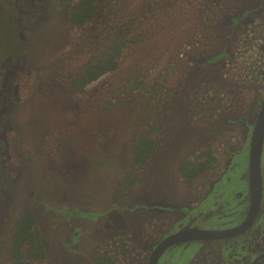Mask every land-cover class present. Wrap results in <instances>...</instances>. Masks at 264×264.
<instances>
[{"label":"rangeland","instance_id":"374dc122","mask_svg":"<svg viewBox=\"0 0 264 264\" xmlns=\"http://www.w3.org/2000/svg\"><path fill=\"white\" fill-rule=\"evenodd\" d=\"M243 1V9L264 4ZM74 2L52 0L47 20L25 32L22 56L6 63L0 98L19 101L10 117V149L24 170L13 193L0 190V264L9 262L11 224L21 210L39 221L48 252L43 264H92L105 250L118 264H147L156 243L176 228L235 224L234 213L247 206L249 138L264 93L233 79L223 82L209 59L233 50L258 9L238 14L221 0H100L95 21L76 28L69 22ZM127 31L118 71L73 94V76L106 40ZM262 41L247 38L234 60L241 69L236 77L250 86L261 82L254 54ZM141 136L158 147L135 172L131 148ZM206 150L215 165L187 186L180 164ZM201 209H222L223 215ZM193 213L198 218L188 219ZM258 225L239 238L176 246L163 264L260 254L264 229Z\"/></svg>","mask_w":264,"mask_h":264},{"label":"trees","instance_id":"16d2710c","mask_svg":"<svg viewBox=\"0 0 264 264\" xmlns=\"http://www.w3.org/2000/svg\"><path fill=\"white\" fill-rule=\"evenodd\" d=\"M98 3L99 0H75L69 9L70 24L76 28L90 25L97 16ZM39 4L41 8L45 9L43 1ZM37 8L30 6L28 11L29 13H33L34 9L39 11V7ZM19 10L15 4L7 6V3H4L0 7V93L5 87V79L9 73L4 62L12 57H21L27 44L25 32L36 29L45 22L44 19L35 23V19L30 20L29 13H27L28 16H25ZM19 18L21 19L20 24L17 22ZM130 28L132 29V27ZM128 33L129 31L120 37L115 36L106 40L100 53L86 63L78 74L73 76L70 81V89L73 94L85 92L88 86L120 68V59L126 47L125 36ZM16 101L18 100L11 102L0 100V117L7 118L8 123L13 121L9 117L18 106ZM1 128L2 126H0ZM1 135H3L2 132H0V155L6 147V141ZM156 146V141L149 136H141L135 140L131 148V167L135 172L146 165ZM204 158L206 159L204 160ZM216 160L212 151H203L200 155L197 154L182 162L179 173L187 184H191L200 174L206 172ZM135 180L132 179L123 184L121 198L126 196L129 187L134 186ZM47 259L45 237L38 219L32 213L20 211L11 230L8 264H43ZM93 264H118V262L110 251H103L94 259Z\"/></svg>","mask_w":264,"mask_h":264},{"label":"flooded vegetation","instance_id":"af4514ba","mask_svg":"<svg viewBox=\"0 0 264 264\" xmlns=\"http://www.w3.org/2000/svg\"><path fill=\"white\" fill-rule=\"evenodd\" d=\"M42 1L44 3V8L46 10L43 9V7L42 8L40 7V4L39 3H41ZM221 1L230 2V3L232 2V5H233L232 6V9L234 10L233 12H236L238 14H244L245 11H247L246 10L247 8H249V11H253V12L258 9L259 12L257 10V15L258 16H254L252 14H250L248 16L249 18L246 19V23H244V24L247 25L248 23H250V25L248 26L249 28L247 27L246 30H245V32L241 35V37H239L238 43L234 46L233 50L231 52H227L226 51L227 53H224L223 52L224 50L221 49V51L218 52V55L216 54L215 56H213V58L209 59V61H211V62H213V61L214 62L215 61L217 62L218 60H220V63L214 64V62H213V63H210V64H212L210 66L213 69L214 68L216 69L215 70L217 72L216 75H219L218 72L221 70V74H222L221 80L223 82H224L225 78L226 79H231V80L233 79V80L238 81L240 84H243L246 87H253V88H256L257 87V88H260V89L263 90V93H264V16H263L264 15V9H263L264 8L263 7L264 4H262V2H257V3H254V5H252L251 7H245V9H243V6L246 4V2H244L243 0H221ZM225 2H224V8L227 6V4ZM4 3H7V6H10V5L15 4L17 6V8L20 9L19 11L20 12L22 11V13H24L23 15H25V16L27 15V13H29L28 8L30 6H35V8L39 7V11L36 10V9H34L33 10V13H29L30 20L35 19L34 20L35 23L36 22L39 23L41 20H44V19L47 20V15H43V14H46L47 13V9L49 7H51L52 0H6V2H4V0H0V7H1V4H4ZM257 4H259V6L256 7ZM227 10H229V9H227ZM97 11H98V8H97ZM219 12L222 13V11H219ZM210 14L211 13L209 12V15ZM215 14H216V17H217L216 19L219 20V21H222V18H220V16L217 13H215ZM206 16H207V14L205 15V17ZM223 16H224V21L222 23H225V25L226 24H229V22H227L228 21V17H226L225 14H223ZM233 18L234 17L232 16V19ZM22 20H23V18H22ZM20 21H21V19L19 18L18 21H17L18 24L21 23ZM242 25H243V23L240 24V26H242ZM238 31H239V29H238ZM234 33H235V31H234ZM251 36H253L254 39H259V40L263 39V41L256 46V47H258L260 49L259 51L261 53V56L260 57L257 56L258 63H259V68L257 69V72H255V74L258 77L261 78V82L259 84L252 82V86H250L251 84L249 85V83H245L244 80L240 76L239 77H236L239 74V72L241 71V69L240 68H237L238 67V61L239 60L237 59V61L234 62V60L236 59V57L239 55L240 49L245 47L244 43L247 42V38H249ZM222 56H224V58ZM221 59H222V62H221ZM7 61H9V60H6L4 62L6 66H7V64H6ZM120 65H121V59H120ZM113 73H115V72H113ZM8 76H9V73L6 76V79H5V87H4L3 91L0 93V96H1V94L4 93L5 89L7 88ZM217 78H218V76H217ZM0 100H5L6 102H11V101H15V100H18V99L17 98H10V99L0 98ZM263 101H264V96L262 97L259 110H258V112L256 114L255 123H254V125L252 126V129H251L250 138H249V142H250L249 143V146L250 147H251L253 130L255 128L256 121H257L258 115L260 113V110H261ZM16 102H17V105L18 106L11 113V116L14 113H16L17 109L20 106L19 105V101H16ZM14 104L16 105L15 102H14ZM0 121H1L0 126H2V128L0 129V132H2V134H3L1 136H3L4 140L6 141L5 150L3 152H1V155H0L1 156L0 157V190H1V192H3L2 194H9L10 192L13 193L14 186H16V183H17V182H15V180L23 172L24 167H22V164H20V162L15 158V156L11 154V149H10V146L12 145V143L10 141L11 140L10 139V133H11V130H12L11 123L10 122L8 123L7 118H3V116L0 117ZM157 147L158 146H156V149H157ZM153 152H152V154H153ZM152 154H151V156H152ZM150 157H149V159H150ZM149 159H148V161H149ZM148 161H147V163H148ZM248 162H249V165H250V152H249V155H248ZM147 163H146V165H147ZM215 163H212L211 166H210V168L206 172L200 174L199 176L207 173L210 169H212V167L215 165ZM146 165L144 167H146ZM178 172H179V169H178ZM15 174H16V176H15ZM199 176L191 184H187L186 183V180L183 179L182 176H181V174H180L181 179L186 183L187 186L194 185L197 182ZM246 178L248 179V182H249V191L247 193L248 196L245 193L246 194V205L247 206H245V209H243V212L242 213H240L239 211H236L234 213V219L236 220V223L235 224H232V222H228V223H225V225L227 227L224 226V225H222L224 228H220V229H200V228H197V227H187V228H185V227H182V226L179 227L178 229L176 228L173 231H171L170 233H168L167 235L163 236V238L158 243H156V245L153 247V249H152V251L150 253V256L148 258L147 264H149L150 257L153 254L155 248L159 245V243L162 242L166 237H168L170 235H173V234H175L177 232L184 231V230H187V229H199V230H208V231H221V230H224V229L237 228L241 224H243V222L246 220L247 215H248V213L250 211V205H251V191H250L249 168H248V171H247V174H246ZM260 178H261V192H262L260 211H259L258 215L256 216L253 224L248 229H246L245 231H242L240 233L234 234L232 236H228L226 238H222V239H210V240L207 239V240L186 241V242H180V243L171 245V246L167 247L163 251V253L161 254V256L158 259L157 264H163V258H164V256L170 250H172V249L176 248V246H179V245H182V244H190L192 242H196L197 243V242H202V241H217V240L230 239V238L231 239L239 238V236L242 237V235L247 234L249 232V230L253 228V226L258 225V224H260V225H258L259 228L264 229V219H263V216H264V208H263V202H264V140H263V146H262V151H261V155H260ZM66 199L67 198L64 197V200H66ZM200 199L201 198L199 197L196 200V206L200 203ZM221 210L222 209H220L219 211H217V209H213V211H211V212H209V211L207 212V211L202 210V212H205V213H207L209 215H212L214 213H219L220 215H223L222 213H220ZM191 211H192V209H191ZM19 213H20V211L17 213V215ZM198 213H201V211L199 210ZM231 213H232V211H231ZM239 214H241V215L239 216ZM17 215H16L15 219L17 218ZM180 215H182V214H180ZM260 215H263L262 218L260 217ZM183 216H185V215H183ZM199 217L202 218L200 215H199ZM185 218H186V216H185ZM197 218H198V215L193 213V215H190V217L188 219H197ZM259 218H261V220H260V222H257ZM15 219L12 221L11 230H12V226L14 224ZM10 240H11V235H10ZM119 242L121 244V240ZM69 246L70 247H73L72 245H69ZM9 251H10V243H9ZM105 251H107V250H105ZM102 252L103 251H101L100 253H102ZM98 255H96L94 257V259ZM94 259L92 260V264H93ZM216 259H218V258L213 259L214 261L212 260V262L210 264H214V263L215 264H264V251H262L260 254H256V255H254L253 253H250L249 254L248 251H247V253H245L243 251L242 254H239L237 256H235V255H229V256H226L225 259H222V260H219V259L216 260ZM168 260H170V259H168Z\"/></svg>","mask_w":264,"mask_h":264},{"label":"water","instance_id":"95a60500","mask_svg":"<svg viewBox=\"0 0 264 264\" xmlns=\"http://www.w3.org/2000/svg\"><path fill=\"white\" fill-rule=\"evenodd\" d=\"M264 140V101L260 113L258 115L255 128L253 130L251 147H250V165H249V177H250V191H251V205L250 211L246 220L237 228H230L221 231H208L199 229H187L177 232L173 235L166 237L155 248L153 254L150 257L149 264H157L159 257L163 251L174 244L186 241L195 240H210V239H222L234 234L240 233L248 229L254 222L256 216L260 211L261 206V178H260V155L262 151Z\"/></svg>","mask_w":264,"mask_h":264},{"label":"built area","instance_id":"2783aa9c","mask_svg":"<svg viewBox=\"0 0 264 264\" xmlns=\"http://www.w3.org/2000/svg\"><path fill=\"white\" fill-rule=\"evenodd\" d=\"M255 50H256V52H255L254 56L260 57L261 56V53H260L259 49L256 47Z\"/></svg>","mask_w":264,"mask_h":264}]
</instances>
